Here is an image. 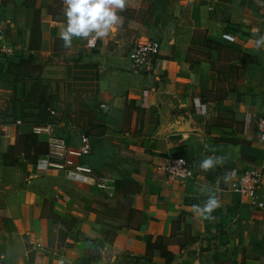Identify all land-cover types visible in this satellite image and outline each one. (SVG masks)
Here are the masks:
<instances>
[{
  "label": "crops",
  "instance_id": "0c3cea01",
  "mask_svg": "<svg viewBox=\"0 0 264 264\" xmlns=\"http://www.w3.org/2000/svg\"><path fill=\"white\" fill-rule=\"evenodd\" d=\"M63 8L0 0V73L55 52ZM124 8L141 11L135 44L160 43L150 73L133 71L118 23L94 46L74 37L67 47L93 64L105 107L65 140L78 146L87 135L91 151L75 163L113 177L115 189L107 195L55 170L30 180L26 198L7 208L14 240L3 264H264V208L232 188L241 173L264 170L253 123L264 103V48L255 47L264 0H125ZM167 154L185 157L194 179H168L159 168ZM209 156L223 162L204 171ZM210 195L219 204L212 220L194 211ZM26 231L40 246L24 241Z\"/></svg>",
  "mask_w": 264,
  "mask_h": 264
},
{
  "label": "rangeland",
  "instance_id": "374dc122",
  "mask_svg": "<svg viewBox=\"0 0 264 264\" xmlns=\"http://www.w3.org/2000/svg\"><path fill=\"white\" fill-rule=\"evenodd\" d=\"M62 4L56 0L55 10ZM140 12L124 7L117 10L119 27L124 28L120 29V48L124 52L135 45L131 39ZM97 78L93 64L64 47L62 40L56 41L50 56L37 54L9 62L0 73V264L5 259L4 245L14 240L7 208L26 198L30 180L44 179L50 171H58H37V167L42 169L38 164L46 144L45 136L33 133L32 127L49 123L53 135L67 139L83 130L81 127L95 123V113L101 108L96 95ZM131 264L138 261L133 259Z\"/></svg>",
  "mask_w": 264,
  "mask_h": 264
},
{
  "label": "built area",
  "instance_id": "2783aa9c",
  "mask_svg": "<svg viewBox=\"0 0 264 264\" xmlns=\"http://www.w3.org/2000/svg\"><path fill=\"white\" fill-rule=\"evenodd\" d=\"M228 26L233 25L229 24ZM159 50L160 43L156 40L146 39L137 42L128 52L133 71L150 73L154 69ZM9 51L7 49L5 53ZM100 107H105V103H100ZM49 112L53 113V110H49ZM253 123L259 139L264 142V103L262 104V110L256 113ZM32 132L37 135H44L47 144V151L39 160L38 166L42 167L40 172L56 169L63 172L70 179L92 181L93 185L102 193L112 194L115 189V179L113 177L97 175L90 167L77 164L74 161V158L90 153L91 143L87 135L81 134L79 136V145L71 146L65 139L53 135L52 127L49 123L34 125ZM159 168L166 174L168 179L180 183L191 181L196 175L194 166L180 155H165ZM232 188L240 195L248 197L251 205L257 208H264V170L241 173L232 184ZM24 235L31 246H40L31 232L26 231Z\"/></svg>",
  "mask_w": 264,
  "mask_h": 264
},
{
  "label": "clouds",
  "instance_id": "9594fccd",
  "mask_svg": "<svg viewBox=\"0 0 264 264\" xmlns=\"http://www.w3.org/2000/svg\"><path fill=\"white\" fill-rule=\"evenodd\" d=\"M63 3L66 23L59 33V38L67 48L71 46L74 37H92L88 39V44L94 46L97 38L114 32L119 21L117 10L123 9L125 0H63ZM255 47L257 50L264 48V33L256 35ZM222 162V157L209 156L201 160L198 167L207 171ZM218 206L216 197L210 195L202 206L195 205L194 211L202 218L212 220L214 217L211 213ZM58 264H64V261L59 260Z\"/></svg>",
  "mask_w": 264,
  "mask_h": 264
},
{
  "label": "trees",
  "instance_id": "16d2710c",
  "mask_svg": "<svg viewBox=\"0 0 264 264\" xmlns=\"http://www.w3.org/2000/svg\"><path fill=\"white\" fill-rule=\"evenodd\" d=\"M151 1H152V0H149V2H151ZM34 27H35V26H34ZM30 56H31V55H30ZM47 110H51V109L47 108ZM44 142H45V144H46V141H44ZM46 151H47V144H46ZM46 151L44 152V154L46 153ZM44 154H43V155H44ZM43 155H42V156H43Z\"/></svg>",
  "mask_w": 264,
  "mask_h": 264
}]
</instances>
